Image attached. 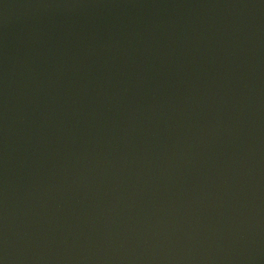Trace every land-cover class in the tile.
<instances>
[{"label":"water","instance_id":"1","mask_svg":"<svg viewBox=\"0 0 264 264\" xmlns=\"http://www.w3.org/2000/svg\"><path fill=\"white\" fill-rule=\"evenodd\" d=\"M0 264H264V0H0Z\"/></svg>","mask_w":264,"mask_h":264}]
</instances>
